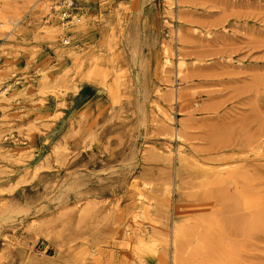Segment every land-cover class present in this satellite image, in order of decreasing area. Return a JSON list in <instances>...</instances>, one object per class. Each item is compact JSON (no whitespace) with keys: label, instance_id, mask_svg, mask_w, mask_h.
<instances>
[{"label":"rangeland","instance_id":"1","mask_svg":"<svg viewBox=\"0 0 264 264\" xmlns=\"http://www.w3.org/2000/svg\"><path fill=\"white\" fill-rule=\"evenodd\" d=\"M60 1L0 0V264H264V0Z\"/></svg>","mask_w":264,"mask_h":264},{"label":"bare ground","instance_id":"2","mask_svg":"<svg viewBox=\"0 0 264 264\" xmlns=\"http://www.w3.org/2000/svg\"><path fill=\"white\" fill-rule=\"evenodd\" d=\"M7 1V0H6ZM12 1V0H11ZM36 1V0H35ZM43 2V1H42ZM45 2V1H44ZM84 2V1H83ZM13 2H11V4H12ZM30 3V2H29ZM48 3V2H47ZM184 3V2H183ZM183 3H182V5H183ZM6 4H8V3H6ZM85 4V3H84ZM180 4H181V1H180ZM2 5H3V3H2ZM9 5V4H8ZM16 5V4H15ZM6 6V5H5ZM23 6H26V4L25 5H23ZM27 6H28V3H27ZM42 6V5H41ZM178 6V5H177ZM7 8L6 9H8V7H10V6H6ZM16 7V6H15ZM20 7V6H19ZM17 8V7H16ZM38 8V7H37ZM2 9V8H1ZM4 9V8H3ZM2 9V10H3ZM10 9H11V7H10ZM23 9V8H22ZM44 11H46L48 14H47V17H48V19H50V15H52V9H53V7H50L49 8V4L47 5L46 3H45V5L43 4V8H42ZM169 9V8H168ZM171 9V8H170ZM172 9H173V7H172ZM171 9V10H172ZM19 9L17 8V11H18ZM27 10V9H26ZM36 10H38V9H36ZM7 11V10H6ZM10 11V10H9ZM13 11V10H12ZM12 11H10V12H12ZM21 11V10H20ZM32 11V10H31ZM43 11V12H44ZM174 11V10H173ZM2 12V11H1ZM9 12V13H10ZM3 13H6L5 11L3 12ZM18 13H19V11H18ZM15 14V13H14ZM5 15H7V14H4V16ZM12 15H13V13H12ZM19 15V14H18ZM42 16V15H41ZM44 16H45V14H44ZM6 17V16H5ZM4 17V18H5ZM8 17V16H7ZM43 17V16H42ZM58 17V16H57ZM17 18V17H16ZM38 18V17H37ZM76 18V17H75ZM2 19H3V17H2ZM8 20H10L9 18H7ZM14 19V18H13ZM44 19V18H43ZM47 19V20H48ZM52 19V18H51ZM82 19V18H81ZM179 19V18H178ZM39 20V19H38ZM56 20H58L57 18H56ZM11 21H12V19H11ZM77 21V20H76ZM44 22V21H43ZM49 22V21H48ZM4 23H5V21L4 22H0V25L1 26H4ZM41 23V22H40ZM72 23V22H71ZM87 23V22H86ZM6 24V23H5ZM10 24H14V23H11L10 22ZM59 24V23H58ZM66 25V24H65ZM68 25V24H67ZM75 25H77V24H75ZM74 25V26H75ZM78 25H80V24H78ZM42 26V25H41ZM5 27V26H4ZM47 27V26H46ZM52 27V26H51ZM67 27V26H66ZM79 26H77V28H78ZM8 28V27H7ZM7 28H4L5 30L7 29ZM48 28V27H47ZM1 29H3V28H1ZM48 29H50V28H48ZM57 30H59V29H57ZM66 30V29H65ZM48 32H51V30H48ZM178 34V33H177ZM177 37V36H176ZM181 39V38H180ZM68 43V41H66V44ZM166 44H168V43H166ZM164 48V47H163ZM70 49V48H69ZM169 49V48H168ZM172 50V49H171ZM179 50V49H178ZM65 51V50H64ZM63 51V52H64ZM164 52V51H163ZM72 54V53H71ZM76 54V53H75ZM168 55V54H167ZM170 55V54H169ZM181 55V54H180ZM179 56V55H178ZM61 57H63V56H61ZM70 57V56H69ZM172 57H173V55H172ZM175 57V56H174ZM168 58V57H167ZM170 59V58H169ZM169 59H167L166 60V65H169L170 64V66L172 65V62H170L169 61ZM179 59H181V58H179ZM172 61V60H171ZM183 61V60H182ZM164 67H165V65H164ZM183 64L181 63V61L179 60V63H178V75H183V71H187V69L186 70H184L183 69ZM186 67V66H185ZM184 67V68H185ZM166 72V71H165ZM73 86V85H72ZM2 89V88H1ZM179 91V90H178ZM8 92V91H7ZM60 93H63V91H60ZM181 91H179L178 92V95H177V101L180 103V104H182V103H184L185 102V100H184V97H183V95H181ZM7 99V98H6ZM0 100H5V92L3 91V92H1V94H0ZM7 106V105H6ZM183 106V105H182ZM10 108V107H9ZM159 108H160V106H159ZM157 109V108H156ZM161 109V108H160ZM163 110V109H162ZM164 111V110H163ZM162 114H163V112H162ZM161 114V115H162ZM164 115V114H163ZM171 121H172V119H171ZM180 135V134H179ZM178 135V136H179ZM180 139H181V137H180ZM19 140V139H18ZM10 142V141H9ZM21 144V143H20ZM25 146V145H24ZM30 148V147H29ZM3 149V148H2ZM172 151V150H171ZM181 151V150H180ZM20 153V152H19ZM169 155V154H168ZM15 157V156H14ZM180 157V156H179ZM183 157H184V155H183ZM181 160V159H180ZM184 160V159H183ZM185 161V160H184ZM183 161V162H184ZM141 194V193H140ZM143 195V194H142ZM142 195H140V196H142ZM140 196H139V199H140ZM143 197V196H142ZM144 198H146V196L144 197ZM143 198V199H144ZM149 200V199H148ZM141 202V201H140ZM142 203V202H141ZM140 205V204H139ZM142 205V204H141ZM144 206V205H143ZM143 209V208H142ZM165 216V215H164ZM167 216V215H166ZM163 219V218H162ZM166 219H167V217H166ZM168 221V220H167ZM139 223V222H138ZM179 228V227H178ZM175 230H173V232H174ZM182 232V231H181ZM135 234V233H134ZM136 235V234H135ZM180 236H181V234H180V231H179V229L178 230H176L175 231V233H174V239H173V247H175V254H174V263L173 264H176V263H178V259H179V239H180ZM183 236V235H182ZM168 240H169V238H168ZM166 241V240H165ZM162 243H163V241L161 242V245H162ZM169 243V242H168ZM181 245V244H180ZM168 246V245H167ZM166 246V247H167ZM156 247V246H155ZM174 249V248H173ZM137 252H139L140 254H143V253H151L152 252V250H153V248H152V246H150L149 245V243H147L143 238H139L138 240H137V246H136V249H135ZM180 250H181V248H180ZM174 253V252H173ZM134 257H135V255H133ZM138 258V257H137ZM134 260H136V259H134ZM138 260V259H137ZM140 260V262H141V258L139 259ZM173 260V259H172ZM143 262H145V261H143Z\"/></svg>","mask_w":264,"mask_h":264},{"label":"built area","instance_id":"3","mask_svg":"<svg viewBox=\"0 0 264 264\" xmlns=\"http://www.w3.org/2000/svg\"><path fill=\"white\" fill-rule=\"evenodd\" d=\"M77 0H61L59 2L58 13L63 20H70L78 8L76 7Z\"/></svg>","mask_w":264,"mask_h":264}]
</instances>
